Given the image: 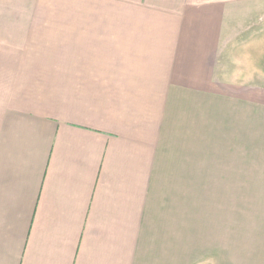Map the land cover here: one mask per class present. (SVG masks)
<instances>
[{
    "label": "crops",
    "instance_id": "obj_1",
    "mask_svg": "<svg viewBox=\"0 0 264 264\" xmlns=\"http://www.w3.org/2000/svg\"><path fill=\"white\" fill-rule=\"evenodd\" d=\"M240 120L264 159V0H0V264H264V203L208 222Z\"/></svg>",
    "mask_w": 264,
    "mask_h": 264
},
{
    "label": "rangeland",
    "instance_id": "obj_2",
    "mask_svg": "<svg viewBox=\"0 0 264 264\" xmlns=\"http://www.w3.org/2000/svg\"><path fill=\"white\" fill-rule=\"evenodd\" d=\"M239 126L241 132L244 130L245 134H239L238 143L240 149L234 151L239 156L238 164L235 163L234 166L231 165L229 167L228 165L224 166V170H229L224 172V181L222 183H208L209 197L206 198L208 203V222L218 221L220 223L219 225L223 228V236L225 239L232 237L233 221L239 223L240 236L242 237L243 233L247 232L249 216H251L254 222H259L263 216L264 181H260V177L263 176V168L257 167L256 174H254L253 166L251 165L249 167V159L256 158L257 161L263 163V151H258L257 157L254 156L253 152H249L246 122L240 120ZM234 142L236 143V140ZM232 174L234 175V181L231 180L233 177ZM254 177L255 181H250ZM220 193H222V197L214 196V194L220 195ZM211 232L214 231L209 230V233ZM209 244H211V241H209ZM210 248L212 247L209 245ZM225 248L228 249L225 251V254H231L232 247ZM207 255L208 259L213 256H210V254Z\"/></svg>",
    "mask_w": 264,
    "mask_h": 264
}]
</instances>
